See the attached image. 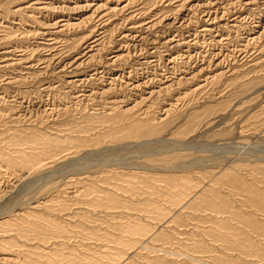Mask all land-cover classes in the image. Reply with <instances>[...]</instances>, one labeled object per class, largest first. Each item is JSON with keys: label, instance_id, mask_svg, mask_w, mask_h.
I'll return each instance as SVG.
<instances>
[{"label": "rangeland", "instance_id": "1", "mask_svg": "<svg viewBox=\"0 0 264 264\" xmlns=\"http://www.w3.org/2000/svg\"><path fill=\"white\" fill-rule=\"evenodd\" d=\"M0 264H264V0H0Z\"/></svg>", "mask_w": 264, "mask_h": 264}]
</instances>
